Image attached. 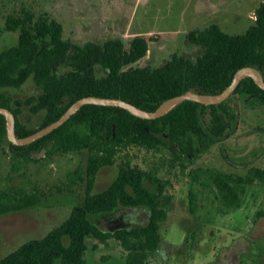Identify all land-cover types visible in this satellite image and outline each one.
<instances>
[{"label": "trees", "instance_id": "obj_1", "mask_svg": "<svg viewBox=\"0 0 264 264\" xmlns=\"http://www.w3.org/2000/svg\"><path fill=\"white\" fill-rule=\"evenodd\" d=\"M254 16V22L238 34H228L217 24L188 32L187 42L200 49L195 57L172 54L159 67H133L131 64L148 50L143 36L132 38L129 48L117 57L113 39L76 44L63 38L59 22L45 14L35 17L22 8L18 16L8 15L4 22L6 31L18 32V41L0 51V90L19 89L31 79L39 93L24 104L32 113L42 111L43 118L38 127H28L18 118L19 108H12L10 98L2 92L0 107L14 114L15 133L25 137L57 120L73 102L85 96L119 98L153 111L162 101L188 90L219 93L244 66L257 68L264 78V1L254 10ZM236 94L250 97L252 103H264V90L249 77L239 82L231 96ZM228 99L216 105L184 101L152 121L118 107L84 105L63 125L31 144L15 146L8 141L13 158L35 160L33 154L44 149L48 154L87 149L89 156L82 203L74 205L45 236L22 243L1 258L0 264H85L87 239L95 241L94 249L113 240L124 251L122 264H145L161 242L160 226L167 219L173 199L166 193L168 183L131 165L126 158L117 164V175L111 183L102 191L92 192L97 172L114 165L118 153L129 146L157 150L168 142L179 163L198 158L235 125L237 115ZM16 104L19 106V102ZM207 113L209 133L202 125ZM5 139V119L0 115V154ZM192 178L210 187L219 203L231 210L240 207L245 185H264V168L250 167L245 176L205 170ZM193 196L189 192L191 212L195 210ZM37 199L35 193L9 197L1 192L0 215L31 207ZM119 207L145 209L146 223L107 230L95 221Z\"/></svg>", "mask_w": 264, "mask_h": 264}, {"label": "rangeland", "instance_id": "obj_2", "mask_svg": "<svg viewBox=\"0 0 264 264\" xmlns=\"http://www.w3.org/2000/svg\"><path fill=\"white\" fill-rule=\"evenodd\" d=\"M262 1L0 0V51L18 41V32L4 29L6 17L18 16L26 8L35 17L45 14L59 22L63 38L76 44L113 39L117 57L129 48L132 38L143 36L147 53L131 66L159 67L172 54L195 57L200 53L187 42L186 35L192 30L217 24L228 34L244 32L254 22V10ZM0 92L10 98L12 108H19L21 122L31 128L39 126L43 112L32 113L24 104L39 93L31 79L19 89ZM228 105L236 112L235 125L198 158L179 163L168 142L157 150L129 146L118 153L114 165L97 172L92 192L105 189L117 175V164L126 158L168 183L166 193L173 199L160 226L161 242L145 264H264V185H245L240 207L230 210L219 203L210 187L192 178L205 170L245 176L250 167L264 168V103H252L250 97L236 94L229 97ZM209 126L207 113L203 127ZM88 156L87 149L50 154L44 149L33 154L35 160L13 158L6 137L0 154V193L5 191L9 197L35 193L38 199L31 207L0 215V259L22 243L45 236L74 205L82 203ZM189 192L194 195V212L190 211ZM95 221L107 230L132 228L146 223L147 211L119 207ZM94 243L87 239L85 264H122L124 251L118 243L111 240L95 249Z\"/></svg>", "mask_w": 264, "mask_h": 264}, {"label": "water", "instance_id": "obj_3", "mask_svg": "<svg viewBox=\"0 0 264 264\" xmlns=\"http://www.w3.org/2000/svg\"><path fill=\"white\" fill-rule=\"evenodd\" d=\"M247 77L251 78L260 89L264 90V78L261 72L255 67L244 66L236 70V72L233 74L230 83L219 93L206 94L199 93L194 90H188L182 94L170 97L162 101L153 111H145L133 105L132 103L119 98L98 96L81 97L75 102H73L57 120L49 123L48 125L38 129L37 131L25 137H18L16 135L15 116L8 108L0 107V115H2L5 119V130L8 141L15 146H25L41 139L42 137L48 135L49 133L63 125L73 114H75L84 105L118 107L126 110L129 114L134 117L152 121L154 119L164 116L172 108L181 104L184 101H192L202 105L219 104L228 99L236 89L239 82Z\"/></svg>", "mask_w": 264, "mask_h": 264}, {"label": "flooded vegetation", "instance_id": "obj_4", "mask_svg": "<svg viewBox=\"0 0 264 264\" xmlns=\"http://www.w3.org/2000/svg\"><path fill=\"white\" fill-rule=\"evenodd\" d=\"M234 109V108H233ZM203 125V124H202ZM227 126H229L228 124H226ZM211 128V124H210V126L206 129V128H204V130L207 132V133H209L208 132V130Z\"/></svg>", "mask_w": 264, "mask_h": 264}, {"label": "crops", "instance_id": "obj_5", "mask_svg": "<svg viewBox=\"0 0 264 264\" xmlns=\"http://www.w3.org/2000/svg\"><path fill=\"white\" fill-rule=\"evenodd\" d=\"M109 243V242H108Z\"/></svg>", "mask_w": 264, "mask_h": 264}]
</instances>
